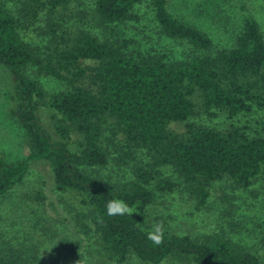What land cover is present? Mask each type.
<instances>
[{
    "label": "trees",
    "instance_id": "obj_1",
    "mask_svg": "<svg viewBox=\"0 0 264 264\" xmlns=\"http://www.w3.org/2000/svg\"><path fill=\"white\" fill-rule=\"evenodd\" d=\"M144 2L12 0L6 5L0 0V64L13 80L15 105L10 115L23 127L28 145L21 159L0 157V196L22 182L35 160L46 162L58 195H80L75 206L80 209L72 214L75 232L56 241L46 264H84L82 250L90 233L116 264H264L257 254L264 242L257 240L261 243L252 247L254 239H246L245 231L232 221L201 237L163 228V242L156 245L147 239L153 226H142L140 216L107 212L110 201L127 207L149 204L156 190H173L175 182L156 179L151 165L171 166L197 193L198 206L205 203L204 187L212 180L227 176L240 187L259 177L264 181V134L249 136L240 127L223 131L189 121L195 114L194 95L210 115L212 109L230 116L254 106L264 109V35L257 19L245 8L231 46L210 53L212 40L205 31L174 16L167 0H152L163 34L207 52L172 60L160 53L134 55L126 50L130 40L119 37L114 26L137 20L134 8ZM88 20L110 38L97 36ZM36 22L48 34L44 48L23 35ZM40 76L65 80L68 86L48 93ZM85 79L94 90L79 83ZM40 105L51 110L60 139H54L37 116ZM106 117L150 161L135 164L132 178L114 188L89 171L107 162L102 140ZM180 124L183 128L176 129ZM33 198L46 197L36 191ZM40 263L37 249L17 247L0 233V264Z\"/></svg>",
    "mask_w": 264,
    "mask_h": 264
},
{
    "label": "rangeland",
    "instance_id": "obj_2",
    "mask_svg": "<svg viewBox=\"0 0 264 264\" xmlns=\"http://www.w3.org/2000/svg\"><path fill=\"white\" fill-rule=\"evenodd\" d=\"M2 1L8 5L12 0ZM167 6L178 19L195 25L210 36V53L231 46L241 30L245 8L257 19L264 35V0H167ZM134 9L138 15L137 20L114 26L119 37L130 40L126 47L128 52L134 55L160 53L168 60L207 52L196 49L183 39L163 34L155 20L152 0H145ZM87 26L101 39L110 38L109 33L96 26L95 28L89 20ZM23 35L27 42L40 48H44L48 42V34L40 22L31 25ZM37 79L48 93L68 86L65 80L52 76H40ZM79 83L94 90L87 79ZM12 87L10 72L0 64V157L7 161L21 159L28 152L23 127L10 115V108L15 105L11 98ZM193 101L195 114L189 119L191 122L223 131L240 127L249 136L264 134V109L254 106L249 112L234 116H230L225 110L212 109L214 114L210 115L204 110L197 95L193 96ZM36 114L52 137L60 139L54 128L51 110L40 105ZM175 128L181 130L183 124L176 125ZM74 139L72 137L69 140V145ZM102 140L108 150L107 162L89 171L100 177L110 188L129 181L135 164L147 165L150 162L143 149L129 145L110 117H106L103 122ZM150 169L157 171L156 179L168 177L175 182V186L170 192L156 190L154 199L149 204L127 207L129 212L140 216L142 226L162 224L168 232L201 237L219 231L232 221L236 223V227L241 226L245 231L243 235L246 239H254L255 242L250 243L252 247L261 243L257 240L264 242V181L261 177L256 178L248 187L237 186L227 176L212 180L204 187L207 192L205 203L198 206L197 193L182 181L171 166L151 165ZM156 179L150 183L151 189H155ZM36 191H41L46 198L42 201L34 199L33 193ZM80 199L79 194L71 192L58 195L53 191L46 162L31 161L22 182L0 196L1 236L17 247L37 249L40 264H46L56 241L61 237L72 236L75 232L72 214L73 209H80L75 207L79 206ZM262 248L257 254L264 260V246ZM82 258L84 264H116L101 249L97 237L92 233L85 236ZM137 264L147 263L141 261Z\"/></svg>",
    "mask_w": 264,
    "mask_h": 264
},
{
    "label": "clouds",
    "instance_id": "obj_3",
    "mask_svg": "<svg viewBox=\"0 0 264 264\" xmlns=\"http://www.w3.org/2000/svg\"><path fill=\"white\" fill-rule=\"evenodd\" d=\"M127 206L121 202H109L107 205V212L109 215L124 214L127 212ZM147 239L159 245L163 242V225L156 224L153 226V231L147 233Z\"/></svg>",
    "mask_w": 264,
    "mask_h": 264
}]
</instances>
